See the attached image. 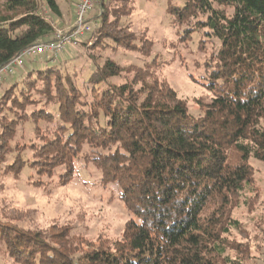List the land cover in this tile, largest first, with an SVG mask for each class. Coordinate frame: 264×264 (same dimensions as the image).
<instances>
[{"label":"trees","instance_id":"trees-1","mask_svg":"<svg viewBox=\"0 0 264 264\" xmlns=\"http://www.w3.org/2000/svg\"><path fill=\"white\" fill-rule=\"evenodd\" d=\"M129 1L100 0V26L89 34L94 48H136L122 20L131 15ZM183 1L168 8L186 26L182 39L198 31L203 51L206 37L220 45L205 64L203 85L213 97L199 101L198 116L149 68L135 69L131 83H112L123 69L109 58L84 83L89 98L73 76L48 63L57 61L51 56L28 61L47 68L27 62L10 76L1 102L8 109L0 118V171L67 184L81 160L131 214L123 240L90 250L65 235L22 232L0 221L1 251L13 262L247 264L252 257L251 248L231 239L243 231L233 213L258 191L251 160L264 163V0ZM41 4L62 16L56 0H0V70L54 39ZM29 107L31 118L50 124V135L37 134L39 142L22 148L11 143L21 116L15 113L26 119Z\"/></svg>","mask_w":264,"mask_h":264},{"label":"rangeland","instance_id":"rangeland-1","mask_svg":"<svg viewBox=\"0 0 264 264\" xmlns=\"http://www.w3.org/2000/svg\"><path fill=\"white\" fill-rule=\"evenodd\" d=\"M56 2L61 9V17L53 15L44 4H41L40 12L56 30L66 33L74 24L73 12L78 0ZM100 3V0H96L89 15L91 23L95 24L93 35L100 26V22L96 21L101 12ZM170 4L183 7L185 2L130 0L128 5L124 3L131 15L122 20L127 26V34L135 36L134 49L116 46L112 42L108 43L107 48H94V37L89 35L84 40L68 45L56 62L48 63L59 65L65 75L73 76V82L82 88L87 98L91 95L85 91L84 83L108 58L123 69L119 77L111 80L117 85L131 83L135 77V69L149 68L154 70L157 78L167 84L180 100L188 103L191 112L198 116L203 110L198 105L199 101L206 104L213 97L203 85L207 76L205 64L214 48H219L220 45L217 39L209 40L206 37V50L203 51L201 47L204 38L198 31L188 41L182 39L186 26L177 21V16L168 12ZM82 41L88 45L81 44ZM40 63L28 62L29 67L36 64L41 69L48 67ZM19 72L21 73L18 70L16 75ZM12 79L7 77L0 80V118L6 113L3 111L7 108L5 102H1ZM139 88L140 85L136 87ZM27 109L26 119L23 118L21 109V112L15 113L21 116L11 142L22 148L31 145L34 139L39 142L37 134L50 135V124L31 118V109ZM27 158H32L31 153H27ZM75 164L76 174L67 184H63L57 177L51 179L45 176L40 179L37 174L30 176L29 172L18 176L8 174L6 169L0 171V221L5 222V226L22 232L39 233L46 237L57 234L74 238L78 243L81 242L83 250L112 247L115 242L123 240L131 219L130 212L116 191L101 185L100 172L81 160H76ZM251 165L255 171L258 196L248 194L249 205L242 203L233 213V217L241 222L243 231H234L231 240L251 248L252 257L247 259V264H264V163L252 159ZM61 172L62 169L59 170ZM0 264L18 263L2 254L0 246Z\"/></svg>","mask_w":264,"mask_h":264},{"label":"built area","instance_id":"built-area-1","mask_svg":"<svg viewBox=\"0 0 264 264\" xmlns=\"http://www.w3.org/2000/svg\"><path fill=\"white\" fill-rule=\"evenodd\" d=\"M96 0H78L74 9V24L68 32L56 30L54 39L46 44L31 47L22 52L12 63L0 70V80L13 76L25 67L28 61L47 55L55 59L66 50L68 45L84 40L95 29L89 22V15L95 7Z\"/></svg>","mask_w":264,"mask_h":264},{"label":"crops","instance_id":"crops-1","mask_svg":"<svg viewBox=\"0 0 264 264\" xmlns=\"http://www.w3.org/2000/svg\"><path fill=\"white\" fill-rule=\"evenodd\" d=\"M74 13V12H73Z\"/></svg>","mask_w":264,"mask_h":264}]
</instances>
